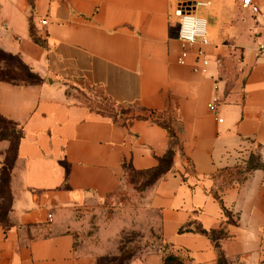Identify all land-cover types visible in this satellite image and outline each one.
Returning <instances> with one entry per match:
<instances>
[{
    "label": "crops",
    "instance_id": "0c3cea01",
    "mask_svg": "<svg viewBox=\"0 0 264 264\" xmlns=\"http://www.w3.org/2000/svg\"><path fill=\"white\" fill-rule=\"evenodd\" d=\"M243 1L0 0V51L41 81L0 82V114L23 132L0 264H96L90 208L119 190L128 167L150 170L171 149L172 169L143 205L156 238L185 264H264V169L225 179L252 155L264 164V0H252L256 15ZM180 9L207 21L206 74L200 44L178 62ZM87 87L146 120L92 108L75 94ZM131 220L104 221L99 236L108 243Z\"/></svg>",
    "mask_w": 264,
    "mask_h": 264
},
{
    "label": "rangeland",
    "instance_id": "374dc122",
    "mask_svg": "<svg viewBox=\"0 0 264 264\" xmlns=\"http://www.w3.org/2000/svg\"><path fill=\"white\" fill-rule=\"evenodd\" d=\"M0 72L4 74L0 79L10 81L15 79L14 75L18 72L16 60H0ZM15 81L19 82L20 80L16 79ZM75 94L77 99L92 108L99 107L114 116L133 117L139 112L135 108L118 107L105 99L101 90L97 88L87 87L83 92L77 91ZM4 152V149L0 147V160H4ZM150 187L145 178L130 173L126 182L113 196L108 198L106 202L97 203L90 208L87 214L86 230L93 237L95 245L98 246L97 254L99 257H97L96 264H107V261L102 260L103 258L112 260L120 256L125 250L132 253V258L125 264H145L144 259L146 256L162 251L164 244L161 243L160 238H156L157 236L153 231L155 225L151 223L152 215L155 214L149 212L145 214L143 210L147 198L146 193ZM130 217L132 219L131 225L125 227L123 231H120L121 226L117 225L113 230L112 239L108 243H104L106 238L99 236L103 222L114 219L120 224L123 219L127 221ZM136 220H139V222H136ZM75 234L79 240L81 235Z\"/></svg>",
    "mask_w": 264,
    "mask_h": 264
},
{
    "label": "trees",
    "instance_id": "16d2710c",
    "mask_svg": "<svg viewBox=\"0 0 264 264\" xmlns=\"http://www.w3.org/2000/svg\"><path fill=\"white\" fill-rule=\"evenodd\" d=\"M8 59L16 60V69L18 72L17 74L14 75L15 79H12L13 81L0 79V82H6L22 87L34 86L41 82L40 79L31 71V69L20 60L19 57L0 51V60L6 61ZM2 75L4 74L0 72V78L2 77ZM16 79L20 80L21 82L15 81ZM94 109H99L100 111L105 112V110L99 107H94ZM114 117H119V116H114ZM133 117L141 120H146V118H142L140 116L137 117L133 116ZM155 123L163 127L168 132L169 137L172 140H175L176 137L170 126L171 123L170 121L162 120V121H155ZM22 135H23L22 129L18 128L16 123L10 121L9 119L5 118L0 114V143L1 142L8 143V148L3 153L5 158L0 168V200L2 201V203L0 204V226H7L8 215L11 211L12 193L10 188V181H11L12 171L15 167V163L18 157V147ZM173 163H174V152L171 149L162 158L158 160L157 166L150 170L138 172L134 170L133 167L131 166L128 167L127 178L130 173L139 175L147 180V184L149 186H152L161 177H163L165 174L171 171ZM258 169H264V164L261 161V157L252 155L243 171L239 172L238 174H235L229 170L226 174L225 179L226 180L237 179L239 182H242L245 179L244 173H249L253 170H258ZM231 174L232 176H234L233 179L231 177ZM167 246L168 245L165 244L164 247L162 248V253L164 254V259L162 264H185L184 260L172 254L171 249ZM131 258H132V253L125 250L122 252L120 256L112 260L109 259L107 260L104 258L102 260L107 261V264H125ZM219 264H224V261L221 259L219 261Z\"/></svg>",
    "mask_w": 264,
    "mask_h": 264
},
{
    "label": "built area",
    "instance_id": "2783aa9c",
    "mask_svg": "<svg viewBox=\"0 0 264 264\" xmlns=\"http://www.w3.org/2000/svg\"><path fill=\"white\" fill-rule=\"evenodd\" d=\"M243 6L249 9L253 14L259 13L258 6L254 5L252 0H244ZM177 16L180 18V43H181V53L178 58V62L182 65L186 63L191 49L196 44H200V48L197 51V57L201 61V65L198 69L199 72L206 74L207 68L210 64V60L206 56L205 47L208 44V25L204 18L196 16L192 11H187L185 9H180L177 12ZM41 24L43 26L47 25L46 20H42ZM264 53V44H259L257 47V55ZM218 64H221V60H217ZM220 101L219 98H215L210 104L209 108L211 111H215L217 103ZM49 221H52V216L49 215Z\"/></svg>",
    "mask_w": 264,
    "mask_h": 264
}]
</instances>
